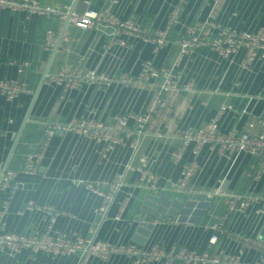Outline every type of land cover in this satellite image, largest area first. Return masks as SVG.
<instances>
[{
    "label": "crops",
    "instance_id": "obj_1",
    "mask_svg": "<svg viewBox=\"0 0 264 264\" xmlns=\"http://www.w3.org/2000/svg\"><path fill=\"white\" fill-rule=\"evenodd\" d=\"M38 1L43 6L78 13L87 8L99 10L109 6L117 17L134 20L151 36L166 29L167 42L158 45L140 37L123 36L126 46L106 48L115 33L114 26L97 22L92 28L81 30L68 24L53 55V48L45 49L42 39L48 27L59 31V35L57 15L0 10V77L25 82L30 89L10 100L0 95V163L17 170L16 179L21 182L14 191L0 188V203H8L6 230L29 234L43 231L50 222L53 234H94L110 242H133L131 236L137 219L151 217L140 211L151 190L136 186L137 169L128 172L127 183L115 193L106 219L101 222L95 209L102 197L86 187L92 183L107 189V184L131 157L130 137L105 151L102 143L72 132L56 134L45 148L36 173H24L22 167L26 152L35 151L43 138L40 120L68 121L89 116L112 122L118 114L146 111L159 91L157 80L142 86L114 83L99 88L82 84L64 89L59 84L44 81L46 68L47 72H55L70 64L111 75L120 72L137 75L143 61L151 60L156 66L174 67L179 71V84L191 82V91H162L167 107L159 114H153L152 131L155 133L142 140L133 161L135 167L148 164L157 172L161 187L154 192L172 193L166 180L178 176L183 162L192 159L187 150L182 161L171 162L169 154L176 141L168 137L173 130L198 127L216 116L221 130H244L249 122L264 116V58L257 57L243 66V47L221 55L202 46L177 59L179 46L175 40L185 33L187 26L207 18H214L236 30L253 31L264 27V0ZM175 8L179 9L177 21L170 24ZM221 104L231 107L218 114ZM196 160L199 168L189 184V192L180 195L202 193L210 196L199 222L182 223L175 217L166 220L167 217L160 216L145 242L136 243L145 246L159 244L165 249L172 245H186L208 252L217 248L241 250L244 261L256 260L264 254V214L260 216L256 212V205L249 207L245 214L231 212L212 245L208 242L212 232L209 226L226 210L225 193L264 194V168L254 179L250 174L254 172L258 158L243 152L227 158L218 155L208 144L200 147ZM29 202L55 210V219L50 221V215L45 211L28 209ZM117 215L119 219H116ZM76 262L78 256L75 254L53 256L27 250L17 253L0 251V264ZM83 264L129 262L122 256L109 260L90 257Z\"/></svg>",
    "mask_w": 264,
    "mask_h": 264
},
{
    "label": "built area",
    "instance_id": "obj_2",
    "mask_svg": "<svg viewBox=\"0 0 264 264\" xmlns=\"http://www.w3.org/2000/svg\"><path fill=\"white\" fill-rule=\"evenodd\" d=\"M0 10L12 12H25L26 14H55L57 15L59 26L67 19V25H74L81 30L92 28L97 22L112 25L115 33L107 43L106 48L113 46H126L127 42L123 36L140 37L145 41H153L158 45L167 42V30H158L154 36L146 32L132 19H120L110 9H92L78 13L70 10H62L59 7L43 6L38 0H0ZM179 9L175 8L170 16L169 23L173 24ZM58 32L53 27H48L42 39L45 49L54 48ZM61 32V31H60ZM65 30L62 34L64 38ZM61 41V40H60ZM176 43L179 46L177 59H181L196 47H210L221 55H228L235 52L240 47L245 49L243 66H247L255 58H264V27L256 30H236L230 26H224L214 18H207L204 21L194 22L187 26L185 33L178 37ZM180 72L174 67L156 66L153 61L145 60L141 65L140 72L133 75L127 72L119 74H108L107 72L94 69H84L79 65L67 64L58 71L47 72L44 81L49 84H59L64 89L79 87L82 84H92L97 87L110 86L114 83L125 85H144L157 80L159 91L150 104L148 110L143 112H129L115 115L112 122H106L89 116L71 118L68 121H56L45 118L39 121L43 127V138L38 143L35 151H28L24 156L22 171L27 174L36 173L39 162L43 157L45 148L50 139L60 133L72 132L83 136L96 143H102L105 151L121 144L124 139L130 137V147L132 154L123 168L118 171L113 179L107 184V189L103 190L95 184L88 183L86 187L102 197V202L95 209L99 216V222L106 219V212L113 200L115 193L127 183L128 172L133 169L138 171L137 184L139 188L151 191L159 190V175L148 164L135 167L134 160L140 150L142 140L155 132L152 127L155 123L153 114H159L167 107V101L163 98L162 91L178 92L181 89L191 91V82L179 84ZM30 89L25 82H18L15 79H5L0 77V95L10 100L21 93L29 92ZM229 104H221L218 114L229 109ZM157 135V133H156ZM170 139L176 141L170 151V160L176 164L183 160L186 151L192 155V159L183 162L182 168L175 178H168L166 185L177 195L189 192V184L199 168L196 155L200 147L208 144L218 155L230 158L236 153H247L258 158V164L254 172L250 175L255 179L264 168V116L247 124L244 130L235 128L229 131L221 130L218 117H213L201 126L176 128L169 135ZM145 164V162H144ZM3 168L0 163V188L12 189L14 191L21 185L16 179L17 170ZM217 189L215 190V192ZM226 210L209 226L211 235L208 242L215 244L219 231L223 230L228 215L231 212L245 214L247 209L256 205V212L264 214V194L251 193H225ZM28 209H38L50 215V221L55 219L57 212L48 206H36L29 202ZM8 203H0V251L7 250L17 253L27 250L31 253L44 252L50 255H72L78 256V262L83 264L90 257L100 260H109L114 256H122L128 259L129 264H150L159 262L161 264H264V254L252 262L242 259V251H229L217 248L211 252L198 251L186 245H172L165 249L159 244L140 245L136 242H110L97 238L94 234L83 236L80 234L67 235L51 231V223L40 232L29 234L17 233L6 230L5 214ZM149 219L151 218L150 216ZM119 219V216H116ZM157 218H151L156 222ZM166 220H169L167 217Z\"/></svg>",
    "mask_w": 264,
    "mask_h": 264
},
{
    "label": "water",
    "instance_id": "obj_3",
    "mask_svg": "<svg viewBox=\"0 0 264 264\" xmlns=\"http://www.w3.org/2000/svg\"><path fill=\"white\" fill-rule=\"evenodd\" d=\"M66 27L67 19L63 24L62 30L59 33L57 42L53 48V55L59 46L62 34ZM47 70L48 67L44 72V76L47 73ZM6 166L7 164L3 165L1 172L5 170ZM210 199V196L202 193H193L183 196L167 191H151L146 194L140 211L148 213L151 215V218H159L160 216L175 217L178 222L198 223L201 216L205 213ZM155 226V222L147 216H145V218L142 217V219H137L131 240L143 244Z\"/></svg>",
    "mask_w": 264,
    "mask_h": 264
}]
</instances>
